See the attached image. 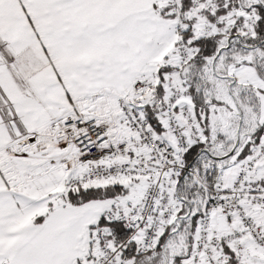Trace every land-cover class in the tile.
<instances>
[{
  "label": "snow or ice",
  "instance_id": "1",
  "mask_svg": "<svg viewBox=\"0 0 264 264\" xmlns=\"http://www.w3.org/2000/svg\"><path fill=\"white\" fill-rule=\"evenodd\" d=\"M0 264H264V0H0Z\"/></svg>",
  "mask_w": 264,
  "mask_h": 264
}]
</instances>
